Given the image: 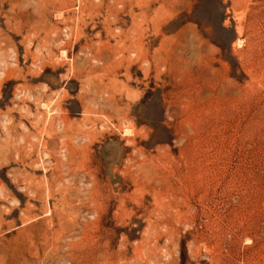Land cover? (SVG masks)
<instances>
[{"label":"rangeland","instance_id":"rangeland-1","mask_svg":"<svg viewBox=\"0 0 264 264\" xmlns=\"http://www.w3.org/2000/svg\"><path fill=\"white\" fill-rule=\"evenodd\" d=\"M0 264H264V0H0Z\"/></svg>","mask_w":264,"mask_h":264}]
</instances>
